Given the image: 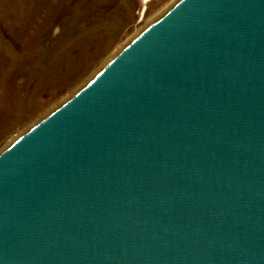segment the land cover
Instances as JSON below:
<instances>
[{"label": "water", "instance_id": "water-1", "mask_svg": "<svg viewBox=\"0 0 264 264\" xmlns=\"http://www.w3.org/2000/svg\"><path fill=\"white\" fill-rule=\"evenodd\" d=\"M0 264H264V0H182L0 154Z\"/></svg>", "mask_w": 264, "mask_h": 264}, {"label": "rangeland", "instance_id": "rangeland-1", "mask_svg": "<svg viewBox=\"0 0 264 264\" xmlns=\"http://www.w3.org/2000/svg\"><path fill=\"white\" fill-rule=\"evenodd\" d=\"M181 1L99 0L96 3V12H90L88 19L81 20L80 25L87 26L91 20L89 17L97 16V25H99L107 19L116 20L119 14L123 16L124 24L113 34L109 45L105 49L98 50L96 53L94 52L93 45L86 48L84 53L87 52V54H84L83 57L87 58V61L84 60L82 62L80 60L82 63L79 66L77 74L79 78L73 83L74 76H71L69 80L72 82L71 85H63V87L50 92L44 91L39 87L44 78L42 69L46 65L56 41L63 35L64 24L69 20L68 15H64L59 20L53 21L54 23H52L49 30L41 39L40 45L43 47L45 55L41 56L39 54L36 62H40L42 69H32L30 63H24L29 62V60H18L16 63L15 60H11L5 65H0L2 68V72L0 73V104L4 98L10 99V103L17 100L26 103L28 100L36 99L31 109L29 107L23 110L17 121L11 122L6 129L1 131L0 154L84 89L121 51L167 15ZM87 2L88 6H90L92 0H88ZM56 28H59L58 31H55ZM2 38L11 42L5 33H2ZM12 49L14 54H17L18 59L28 56L23 44L13 45ZM71 54L72 59L77 58L79 60L80 49H73ZM2 58L7 59L6 57ZM48 79H52V76ZM14 108L13 104L10 110H13V113L16 112Z\"/></svg>", "mask_w": 264, "mask_h": 264}, {"label": "bare ground", "instance_id": "bare-ground-1", "mask_svg": "<svg viewBox=\"0 0 264 264\" xmlns=\"http://www.w3.org/2000/svg\"><path fill=\"white\" fill-rule=\"evenodd\" d=\"M87 1L0 0V65H5L11 60H15V63L18 60H29V62L24 63H30L32 69H42L40 62H36L39 54L41 56L45 55V51L40 45L41 39L54 23L53 21L68 15L69 20L64 24L63 35L56 41L52 53L42 69L44 78L39 87L50 92L63 87V85H71L72 82L69 81L71 76H74L73 83L76 82V79L79 78L77 75L79 66L84 60L87 61V58L83 57L84 54H87V52L84 53L86 48L93 45L96 53L98 50L105 49L109 45L113 34L124 24V18L119 14L116 20L107 19L99 25H97V16L89 17L91 20L87 26L80 25L81 20L88 19L90 12H96V3L99 2V0H92L91 5L88 6ZM58 29L56 28L55 31H58ZM1 32L5 33L11 42L4 40ZM22 44L29 57L18 59L12 48L13 45ZM73 49H80L79 60L77 58L72 59L71 52ZM1 72L2 68L0 66ZM50 76H52V79H48ZM35 102L36 99L28 100L26 103L20 100L10 103V99L4 98L0 104V134L11 122L17 121L23 110L29 107L31 109ZM13 104L15 113L12 112L13 110L10 111Z\"/></svg>", "mask_w": 264, "mask_h": 264}]
</instances>
